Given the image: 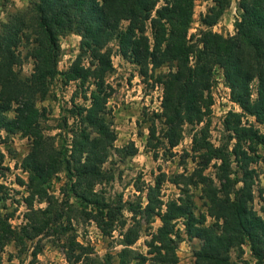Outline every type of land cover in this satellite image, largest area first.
<instances>
[{
	"label": "trees",
	"instance_id": "obj_1",
	"mask_svg": "<svg viewBox=\"0 0 264 264\" xmlns=\"http://www.w3.org/2000/svg\"><path fill=\"white\" fill-rule=\"evenodd\" d=\"M195 1L30 0L26 9L9 13L7 20L0 22V139L4 130L7 134L22 133L32 140L31 150L22 162L29 174L27 222L14 226L10 216L0 210V264L7 245L14 242L18 252L23 253L28 249L27 242L41 235H56L55 243L64 241L63 251L74 263L115 264L117 256L118 264H179V220H183L189 238L201 240L195 252L196 264H264V195L258 211L253 205L255 169L251 167L259 158V145H264V132L254 124H244L239 113L231 112L225 120L226 130L235 139L231 148L229 144L214 145L209 123H205L193 136V172L190 176H175V183L201 186L207 212L197 214L188 187L166 203L160 198L163 180L149 188L147 220L159 217L161 225L147 243L148 255L132 247L141 233V225L136 224L123 234V247L116 256L108 253L100 257L94 247L77 239L72 232V216L47 192V184L65 169L77 198L88 204H103L96 187L103 180V166L117 139L109 118L112 90L107 82L114 69L108 45L114 39L122 56L136 64L143 76H148L151 68L172 64L161 80V116L167 127L164 138L170 147L180 143L184 124H201L210 114L216 64L224 70L233 100L264 126V0H239L240 16L233 35L208 28L201 31L197 43H191L189 29ZM213 1L202 18L206 27L215 25L232 3ZM72 32L82 36L80 53L62 74L67 82L79 80L81 86L92 82L94 88L89 96L84 94L90 104L79 106L76 112L80 124L67 156L44 132V114L37 101L47 96L61 73L60 37ZM28 59L33 61L34 69L25 75L23 66ZM157 139L153 123L148 140L154 149ZM214 161L213 176L207 170ZM234 162L238 177L234 176ZM37 196L47 202L45 208H34ZM208 217L214 222L207 224ZM246 245L253 260L245 257ZM43 249L44 245L36 242L30 264L38 261Z\"/></svg>",
	"mask_w": 264,
	"mask_h": 264
},
{
	"label": "rangeland",
	"instance_id": "obj_2",
	"mask_svg": "<svg viewBox=\"0 0 264 264\" xmlns=\"http://www.w3.org/2000/svg\"><path fill=\"white\" fill-rule=\"evenodd\" d=\"M238 2L239 0H232L231 6L220 20L215 25L206 27L202 23V18L214 1L196 0L193 22L189 29L191 43H197L201 37V31L208 28L226 36L233 35L235 24L240 16ZM29 4L30 0H0V22L6 21L9 13L24 10ZM161 4L163 1L160 2ZM81 40L82 36L75 32L60 37L58 69L61 73L53 80L47 96L37 101V105L44 114V132L54 138L55 146L62 151L63 155L71 153L74 131L80 124V118L76 115L78 107L90 104V100H86L84 94L87 92L89 96L90 90L94 88L92 82H86L84 86H81L79 80L67 82L62 74L70 68L79 55ZM108 48L111 51L114 66L113 71L107 76V82L112 90L108 109L109 118L117 132V139L114 143L115 148L112 149L103 166V180L96 187L103 204H88L77 198L70 188L72 182L65 169L57 173L47 184V192L64 205L66 214L72 216L74 228L72 232L77 239L84 245L94 247L100 257L108 253L116 256L123 247L120 243L123 234L129 227L136 226V224L141 225V233L132 247L148 255L147 243L161 225V220L155 217L148 222V216L145 213L148 204L147 193L149 188L154 187L159 180H163L160 198L164 203L178 198L182 188L188 187L196 202L197 214L207 212V203L200 185L187 186L183 182L181 184L174 182L177 174L184 173L190 176L195 168L196 163L192 158L194 134L205 123H209L210 139L214 145L229 144L231 148L235 139H231V133L225 128V120L231 112L241 114L244 124H254L263 132L264 126L256 120L255 116L245 112L238 103L239 107L223 99L229 93L233 100L224 70L216 64L211 79L210 94L213 102L210 114L201 124H184L180 143L175 147H170L164 138L167 127L161 116L164 99V84L161 80L171 71L172 64L166 63L155 69L151 68L149 75L143 76L136 64L122 56L118 40H112ZM25 54L26 50H24ZM191 62H194L193 58ZM33 69V61L26 60L23 73L30 75ZM253 86V97L255 98L257 96L256 83ZM153 123H155L159 138L155 149L151 147L148 140ZM31 147L32 140L28 136L22 133L7 134L6 131H1L0 210L3 214L10 216V221L14 226L27 222L26 215L29 212L27 198L30 194L29 174L23 169L22 162ZM258 155V160L252 163L251 167L255 169L253 205L259 211L262 204L261 196L264 195V145L262 144L258 147ZM215 162L207 170L213 176ZM233 168L234 176L238 177L239 172L235 162ZM33 206L36 209L45 208L47 202L37 196ZM213 222L214 219L208 217L207 224ZM176 228L182 234L178 247L179 264H196L195 252L200 248L201 240L187 236L183 220L178 221ZM56 237V235H41L34 241H28V249L23 253H19L15 243L12 242L1 253L2 260L3 262L4 258L15 260L9 264H30L32 250L36 242H40L44 245V249L34 264H81L68 261L63 251L64 241L55 243ZM245 257L253 260L248 245L245 246ZM118 259L116 256L115 264H118Z\"/></svg>",
	"mask_w": 264,
	"mask_h": 264
},
{
	"label": "built area",
	"instance_id": "obj_3",
	"mask_svg": "<svg viewBox=\"0 0 264 264\" xmlns=\"http://www.w3.org/2000/svg\"><path fill=\"white\" fill-rule=\"evenodd\" d=\"M223 99L231 102L234 106L239 107V105L231 99V96L229 93H227L226 96L223 97Z\"/></svg>",
	"mask_w": 264,
	"mask_h": 264
},
{
	"label": "crops",
	"instance_id": "obj_4",
	"mask_svg": "<svg viewBox=\"0 0 264 264\" xmlns=\"http://www.w3.org/2000/svg\"><path fill=\"white\" fill-rule=\"evenodd\" d=\"M13 263V262H15V260L13 259V260H6L5 258H4V262H3V264H9V263Z\"/></svg>",
	"mask_w": 264,
	"mask_h": 264
}]
</instances>
